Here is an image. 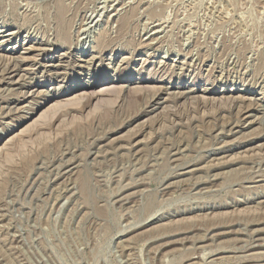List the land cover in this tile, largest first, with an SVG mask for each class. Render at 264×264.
<instances>
[{
    "label": "rangeland",
    "instance_id": "374dc122",
    "mask_svg": "<svg viewBox=\"0 0 264 264\" xmlns=\"http://www.w3.org/2000/svg\"><path fill=\"white\" fill-rule=\"evenodd\" d=\"M3 29L43 51L0 85V264H264V0H0Z\"/></svg>",
    "mask_w": 264,
    "mask_h": 264
},
{
    "label": "bare ground",
    "instance_id": "6f19581e",
    "mask_svg": "<svg viewBox=\"0 0 264 264\" xmlns=\"http://www.w3.org/2000/svg\"><path fill=\"white\" fill-rule=\"evenodd\" d=\"M65 3V2H64ZM59 10V9H58ZM57 10V11H58ZM67 14H68V8L64 5H62L61 7H60V11H59V13L57 14L58 15V19H59V26H60V30L62 31V30H67V23L69 22L68 21V16H67ZM115 19V18H114ZM119 22V21H118ZM120 26H121V24H120ZM119 26V27H120ZM122 26H123V24H122ZM19 36V33H15V32H8V31H5L4 29L3 30H0V39H3V41H1V47H2V45H4V44H6V43H8V42H10L11 40H13L14 38H16V37H18ZM26 45H32L31 47H28V48H25L24 46H26ZM36 45H42V43H41V41H36V40H31L30 39V41H28L27 43H25L24 44V48H22L24 51H18L17 52V50L15 49V48H12L11 50H7V49H4L3 50V53L2 52H0V58H4L5 60H7V66L6 65H4L5 67H3L2 66V68L4 69V71L2 72V75H0L1 76V78H0V85L2 84V83H6V81H7V79H13V78H15V76H18V75H21L20 73L22 72V71H25V70H23V65H24V63L25 62H28L29 61V57H27L26 55L27 54H30V53H33V52H35V51H43V50H37L38 49V47H37V49L35 48V46ZM1 51V50H0ZM45 53V52H44ZM18 54H20L19 56H16V55H18ZM41 62V61H40ZM89 63V62H88ZM3 65V64H2ZM1 68V67H0ZM28 69V68H27ZM2 71V70H1ZM27 72V71H26ZM1 74V73H0ZM25 78V77H24ZM27 78V77H26ZM9 80V81H10ZM18 81V80H17ZM22 81V80H21ZM32 81V80H31ZM122 81H124V78L121 76L120 78H118V80H117V84L118 83H120V82H122ZM11 82H13V80L11 81ZM148 82V80H145V82L144 83H147ZM8 83V82H7ZM126 83H131V80H127L126 81ZM143 83V82H142ZM12 84H14V82L12 83ZM15 84H19V81L18 82H16ZM23 86H25L24 84H23ZM97 86V83H92L91 85H89V86H86L85 87V85L84 86H79V87H76V88H74V89H71V90H69L68 92H64V94H61V96H66V95H68L69 93H73V92H76V90H80V89H85V90H90L91 91V89H93V88H95ZM131 86H127L126 87V89H128V88H130ZM18 88V87H17ZM116 86H108V87H106V88H104V89H102L103 91H102V93H106V92H109V91H111V90H113V89H115L116 90ZM139 88H141L140 86H139ZM162 89H164V88H162ZM166 90H164V91H159V92H161V94L160 93H158L157 94V96L155 95V100H154V102L153 103H155L157 100H159V97H161V95H163V93H165L167 90H168V88H165ZM114 91V90H113ZM131 91V90H130ZM128 92V91H127ZM194 92V91H193ZM192 92V93H193ZM210 92H212V90L211 91H209V90H203V93L204 94H209V95H211L212 93H210ZM101 93V92H100ZM109 93H111V92H109ZM114 93V92H113ZM249 93V92H248ZM251 93V92H250ZM27 94V93H26ZM93 94V93H92ZM125 94V93H124ZM187 94V93H186ZM91 95V93H80L79 95H78V98H80V97H82L83 99H85L86 97H89ZM95 95V94H94ZM185 93H181V94H178V97L179 98H184L185 96ZM245 96V95H244ZM127 97V96H126ZM125 97V98H126ZM221 97H225V96H221ZM24 98H25V96H24ZM82 98H80V99H82ZM153 98V97H152ZM207 98H208V96H207ZM222 98V99H223ZM226 99H228V102L230 101V103L232 104V106L231 107H234V106H237V104H240V105H243V102H245V101H247V96H246V98H244L242 95L241 96H237V98L235 97V95L233 96H230V97H225ZM255 98V97H254ZM154 99V98H153ZM161 99V98H160ZM213 99V102H215V100H217L215 97H213L212 98ZM249 100H251V99H249ZM84 101V100H83ZM153 101V100H152ZM188 101V100H187ZM192 101V100H191ZM46 102H48V101H46ZM69 102V101H68ZM150 102V101H149ZM57 103V102H56ZM160 103V100L157 102V105ZM68 103L67 102H65V105H67ZM73 104V103H72ZM150 104H151V102H150ZM259 104V103H258ZM57 105V104H56ZM55 105V106H56ZM60 105H63L62 103L60 104ZM228 105V104H227ZM226 106V105H225ZM59 107V106H58ZM60 108H62V106L60 107ZM227 108H229V107H227ZM245 109H242L241 111H240V114H245L246 113V110H247V108L246 107H244ZM51 109V108H50ZM59 109V108H58ZM241 109V108H240ZM55 111L57 110V109H54ZM224 110V109H223ZM250 110V109H249ZM248 110V111H249ZM49 111V110H48ZM247 111V112H248ZM50 112V111H49ZM48 113V112H47ZM42 115V114H41ZM46 115V114H45ZM44 116V115H43ZM180 122V121H179ZM238 127V126H237ZM241 127V126H240Z\"/></svg>",
    "mask_w": 264,
    "mask_h": 264
}]
</instances>
